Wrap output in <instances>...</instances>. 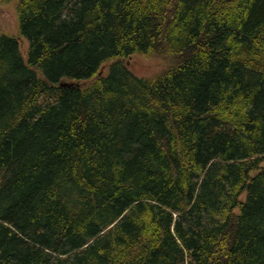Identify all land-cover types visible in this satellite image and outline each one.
<instances>
[{
	"label": "trees",
	"instance_id": "trees-1",
	"mask_svg": "<svg viewBox=\"0 0 264 264\" xmlns=\"http://www.w3.org/2000/svg\"><path fill=\"white\" fill-rule=\"evenodd\" d=\"M18 14L26 57L0 28V264H264V0ZM134 55L166 65L141 78Z\"/></svg>",
	"mask_w": 264,
	"mask_h": 264
},
{
	"label": "rangeland",
	"instance_id": "rangeland-1",
	"mask_svg": "<svg viewBox=\"0 0 264 264\" xmlns=\"http://www.w3.org/2000/svg\"><path fill=\"white\" fill-rule=\"evenodd\" d=\"M0 28L1 34L12 35L18 38L22 54L26 57L28 50V42L22 38L19 33V14H18V0L0 1ZM124 63L129 70L138 77L151 78L158 74L166 65L165 60L161 57H146L144 55H134L124 60ZM109 64H104L100 70V76L106 75ZM94 79L76 83L78 86L86 87L90 85ZM66 83H73L74 81L65 80ZM75 84V83H74ZM245 194L241 199L244 201ZM239 210L237 209L236 212Z\"/></svg>",
	"mask_w": 264,
	"mask_h": 264
},
{
	"label": "water",
	"instance_id": "water-1",
	"mask_svg": "<svg viewBox=\"0 0 264 264\" xmlns=\"http://www.w3.org/2000/svg\"><path fill=\"white\" fill-rule=\"evenodd\" d=\"M73 85H75V84L74 83H66V82L61 83L62 87L73 86Z\"/></svg>",
	"mask_w": 264,
	"mask_h": 264
}]
</instances>
